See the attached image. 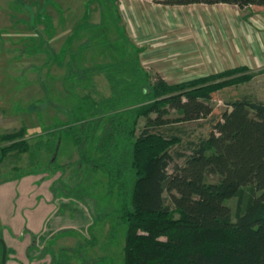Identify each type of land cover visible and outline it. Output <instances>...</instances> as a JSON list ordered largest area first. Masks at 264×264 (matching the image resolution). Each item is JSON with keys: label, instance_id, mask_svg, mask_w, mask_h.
I'll list each match as a JSON object with an SVG mask.
<instances>
[{"label": "trees", "instance_id": "obj_1", "mask_svg": "<svg viewBox=\"0 0 264 264\" xmlns=\"http://www.w3.org/2000/svg\"><path fill=\"white\" fill-rule=\"evenodd\" d=\"M154 1L264 7V0ZM107 65L123 67L128 78L113 83L108 77L111 94L95 104L80 102L71 122L106 118L98 155L85 161L105 171L107 192L118 200L111 234L124 226L120 264H264V99L242 95L227 101L207 136L188 143L189 154L171 151L181 138L167 129L172 122L210 116L212 94L249 82L253 71L238 66L170 83L159 75L146 77L136 57ZM172 111L178 116L170 117ZM70 131L68 137L80 144L81 130ZM19 136L0 138L13 141L0 147V163L9 151L27 149L25 141L15 140ZM246 186L251 193L244 198ZM233 196L232 215L225 201ZM96 243L92 235L80 246ZM62 256L58 260L65 264Z\"/></svg>", "mask_w": 264, "mask_h": 264}, {"label": "rangeland", "instance_id": "obj_2", "mask_svg": "<svg viewBox=\"0 0 264 264\" xmlns=\"http://www.w3.org/2000/svg\"><path fill=\"white\" fill-rule=\"evenodd\" d=\"M114 1L0 0V138L4 135L20 134V138L15 140H23L27 146L25 151L11 150L5 155L0 163V181L27 174L42 175L44 179L48 178L50 172H62L64 169L72 173L78 171L75 177L67 175L65 181L62 177L51 183L55 188L52 187L54 195L60 198L58 202L60 203L63 197L74 200V197L81 193L83 203L89 202V198L101 209L96 211L98 214L105 211L109 216L113 215L112 210L118 204L116 195L107 192L105 171L101 168L92 169L85 161V158L98 155V139L106 125V118H81L73 125L71 121L80 102L84 100L95 104L111 94L112 84L108 77L113 79V83L128 78L123 67L104 66L117 60L122 54L119 51V39L123 36V28L119 18L115 16L112 7ZM108 15L112 20L109 19L101 25L90 23V19L98 20V16L105 19ZM77 20L81 24L80 30ZM112 21L115 23L112 24ZM68 30L76 35L72 37V52L65 54L62 47H69L65 45ZM83 41H86L84 45L75 50ZM82 47L85 48V53H82ZM162 51L164 50L160 48L158 53ZM196 53L198 55V51ZM199 57L196 60H199ZM183 59L172 55L162 56L157 61L145 58L141 67L146 77L154 80V76L159 75L170 83L201 73L196 71L197 62L189 66ZM108 72L110 74H107ZM242 95L263 100L264 76L253 77L249 83L213 93L210 101L213 111L210 116L196 121L169 124V133L181 138L171 151L189 154L188 143L206 137L212 124L227 109V101ZM177 116L175 111L170 113V117ZM139 121L140 128L144 120L141 118ZM70 128L81 130L80 144L75 145L68 137ZM11 142L13 141L0 140V147ZM54 153L53 162L51 158ZM182 161L183 158H176L178 164ZM35 181L39 185L41 180L38 178ZM243 190V197L246 198L251 193L250 186L244 187ZM32 194H28L30 199ZM38 199L45 201L46 196L41 194ZM225 203L229 205L233 215L237 197L233 196ZM96 219L94 215L95 222ZM107 220L103 227H99L98 222L96 224L98 226L94 232L97 233V243L92 247L87 246L89 248L86 249L81 248L89 264H105L106 261H111L112 264L121 263L124 226L115 227L113 237H110L107 234L108 229L111 232L108 227L110 218ZM76 232L80 234V230H75ZM84 234L87 235L86 231ZM54 235H39L35 246L37 251L33 254L47 262L54 260V264H57V254L64 242H54ZM0 237L3 238L1 226ZM88 240H91V237ZM64 254L65 264H83V260L78 259V252Z\"/></svg>", "mask_w": 264, "mask_h": 264}, {"label": "crops", "instance_id": "obj_3", "mask_svg": "<svg viewBox=\"0 0 264 264\" xmlns=\"http://www.w3.org/2000/svg\"><path fill=\"white\" fill-rule=\"evenodd\" d=\"M153 1L112 2L115 16L119 18L120 26L123 28V38L118 36L121 37L119 51L122 54L120 58L108 64L120 59L136 57L143 66L145 58L157 61L162 56L172 55L175 58H184L183 61L185 60V64L189 66L197 62L196 71L201 73L191 78L238 66L253 71V77L264 76V7L248 6L241 9L226 3L164 5ZM109 16L105 19L98 16V20L90 19V23L101 25L111 19ZM114 23L112 21V24ZM80 27L79 23V30L82 29ZM73 33L68 30V35H65L67 36L65 45L69 46L62 47L65 54L72 52ZM85 42L78 44L79 47L75 50L80 49ZM160 48L164 50L162 53H158ZM82 49V53H85V48ZM198 57L199 60H196ZM206 67L208 69H205ZM77 172L72 173L64 169L62 172H50L48 178L44 179L42 175L27 174L12 177L19 179L8 178L0 181V226L6 251L7 249L9 251L6 264H54V260L47 262L33 254L37 251L35 247L37 237L44 233L49 236L55 234L54 242H64L57 254L58 259L59 255L64 257L65 252L70 254L78 252V259L81 260L80 256L84 252H81L80 245L92 235L96 237L97 233L94 230L97 229V222L100 223L99 227H103L110 218L108 227L114 226L113 215L109 216L105 211L98 214L96 211L101 209L96 202L92 203L88 198L89 202L83 203L84 198L81 193L79 196L76 195L74 200L63 197L62 202H58L60 198L54 195L51 183L62 177L65 181L67 175L75 177ZM79 176L81 175H77ZM38 178L41 180L39 185L35 181ZM30 193H33L31 199L28 196ZM41 194L46 196L45 201L38 199ZM94 215L97 218L96 222ZM75 230H80V234L75 233ZM107 234L113 237L114 233L111 234L108 229ZM84 255L83 259H85ZM57 264H60V261Z\"/></svg>", "mask_w": 264, "mask_h": 264}, {"label": "water", "instance_id": "obj_4", "mask_svg": "<svg viewBox=\"0 0 264 264\" xmlns=\"http://www.w3.org/2000/svg\"><path fill=\"white\" fill-rule=\"evenodd\" d=\"M55 159V153L52 155L51 160ZM0 244H1V264H6V244L3 238L0 237Z\"/></svg>", "mask_w": 264, "mask_h": 264}]
</instances>
